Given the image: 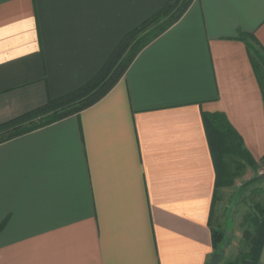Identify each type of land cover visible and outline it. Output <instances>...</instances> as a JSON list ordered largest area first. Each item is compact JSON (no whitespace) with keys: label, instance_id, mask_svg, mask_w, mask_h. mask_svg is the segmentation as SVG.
Returning a JSON list of instances; mask_svg holds the SVG:
<instances>
[{"label":"crops","instance_id":"1","mask_svg":"<svg viewBox=\"0 0 264 264\" xmlns=\"http://www.w3.org/2000/svg\"><path fill=\"white\" fill-rule=\"evenodd\" d=\"M169 1L0 0V125L87 85ZM248 45L264 0H194L101 101L0 145V264H209L223 160L204 115L264 161Z\"/></svg>","mask_w":264,"mask_h":264},{"label":"trees","instance_id":"2","mask_svg":"<svg viewBox=\"0 0 264 264\" xmlns=\"http://www.w3.org/2000/svg\"><path fill=\"white\" fill-rule=\"evenodd\" d=\"M193 1L170 0L162 10L128 33L115 49L106 66L81 89L58 100L50 101L36 111L0 125V145L78 115L101 101L119 83L138 55L182 19ZM240 39L246 41V36ZM248 48L259 74L260 84L264 88V53L262 54L249 45ZM204 120L212 130L210 131V142L218 158L225 161L226 156H234L252 170L257 169L258 164L245 150L241 137L225 117L204 115ZM222 171H224L223 168L219 171L220 180L221 175L223 176ZM251 184L252 182H249L247 186ZM257 208L260 217L255 218L254 231L248 233L249 250L233 264H257L264 241V207L258 205ZM223 240L222 232L212 230L214 251L219 248Z\"/></svg>","mask_w":264,"mask_h":264},{"label":"rangeland","instance_id":"3","mask_svg":"<svg viewBox=\"0 0 264 264\" xmlns=\"http://www.w3.org/2000/svg\"><path fill=\"white\" fill-rule=\"evenodd\" d=\"M226 158L212 219L213 230L222 232L224 240L209 264H233L248 252V233L254 231L255 218L260 217L257 206L264 207V180H256L264 175V161L254 171L234 156Z\"/></svg>","mask_w":264,"mask_h":264},{"label":"water","instance_id":"4","mask_svg":"<svg viewBox=\"0 0 264 264\" xmlns=\"http://www.w3.org/2000/svg\"><path fill=\"white\" fill-rule=\"evenodd\" d=\"M256 180H264V175H260V177Z\"/></svg>","mask_w":264,"mask_h":264}]
</instances>
